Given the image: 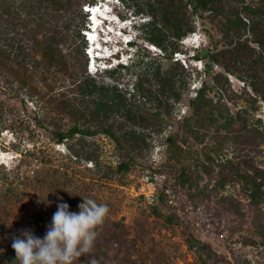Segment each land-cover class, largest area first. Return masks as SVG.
I'll list each match as a JSON object with an SVG mask.
<instances>
[{"label":"trees","instance_id":"trees-1","mask_svg":"<svg viewBox=\"0 0 264 264\" xmlns=\"http://www.w3.org/2000/svg\"><path fill=\"white\" fill-rule=\"evenodd\" d=\"M96 1L0 0V86L22 102L34 99L41 104L35 124L48 132L54 143L64 144L70 155L91 161L106 179L123 176L147 155L153 146L152 135L166 133V157L155 171L172 175L190 197L200 199L205 194L197 177L201 168L210 173L216 165L214 190L238 178L248 197L247 208L264 203V168L256 164L247 149L264 142V126L260 118L256 119L258 124L249 125L242 113L247 110L232 112L226 102L238 96L229 74L248 83L254 93L248 94L253 110L258 109L259 100L264 102V0H121L135 15L148 18L141 24L142 35L161 50L162 56L147 60L150 53L145 51L131 66L120 63L90 73L87 41L82 33L86 21L83 7ZM194 15L214 22L221 37L213 40L212 32L204 28L210 44L198 49L194 57L205 60L208 78H202L191 95L193 72L174 58V52L182 50V38L195 31ZM215 65L221 70L215 71ZM212 90L218 92L216 99L209 95ZM183 99L187 109L177 117L173 110ZM5 106L0 100V132L7 125L21 131V121L5 117ZM171 123L174 128L167 132ZM210 130L214 142L208 146L205 139ZM98 133L113 142L118 157L115 164L102 165L100 147L90 139ZM190 139L197 145L194 169L177 165L188 152ZM226 144H234L233 151L240 156L218 159ZM48 199L46 203H54L53 198ZM79 201L69 200V210L78 212ZM158 201L152 206L157 215V206L165 203L162 192ZM239 203L231 201L236 215L243 218L246 213ZM52 210L47 211L48 217L34 214L37 237H44L52 222ZM9 220L7 215H0V238L11 229ZM164 220L173 223L178 218L169 213ZM256 228L264 241V225ZM137 242L123 220L109 215L93 250L81 255L75 264H156L147 262ZM187 242L188 247H196L201 253V264H218L226 259L211 243L192 233ZM242 242L252 244L255 240L246 235ZM0 259L5 264L14 260V249L2 248ZM236 264L248 262L237 258Z\"/></svg>","mask_w":264,"mask_h":264},{"label":"rangeland","instance_id":"rangeland-1","mask_svg":"<svg viewBox=\"0 0 264 264\" xmlns=\"http://www.w3.org/2000/svg\"><path fill=\"white\" fill-rule=\"evenodd\" d=\"M117 1L119 2V6H117L119 9L115 10L118 11V15L126 20V27L121 30V33H112L110 36L112 45H119L120 48L125 47L122 46L123 34L131 35L130 40L134 43L135 41L138 42L136 45L132 44L131 41L127 42L126 46L128 47L122 56H127L128 61L124 65H133L145 51L150 53L145 58L147 60L162 56L161 50L148 41L142 35V28H139L148 18L145 15H135L132 9L126 7L121 0ZM245 1L250 2L251 0ZM194 18L195 31L184 36L181 40L182 50L174 52V58H179L185 67L193 72L190 84L191 95L195 94L202 78L206 76L204 73L205 60L194 57V53L198 49L210 44V39L204 28L212 32L213 40L221 37V34L216 31L214 22L208 18L202 21L197 15H194ZM196 32L197 37L201 36L200 43L192 41L183 43L185 39H190V34ZM247 36L251 38L250 33H247ZM250 44L256 49H260L256 43L250 41ZM112 57L113 55H108L96 58V61L99 65L105 58H107V62L112 61ZM120 63L122 61L118 64ZM116 66L111 65L104 67V69ZM214 70H221V66L215 65ZM130 75V73L126 75L128 80L131 79ZM206 77L208 78V76ZM229 81L231 87L238 94L233 101L226 100L230 110L233 112L246 109L247 111L242 113L249 125L258 124L256 119L260 118L261 127L264 126V102L259 100L257 102L258 109L253 110L248 94L254 93L248 83L232 74H229ZM128 82L131 83V80ZM12 94L9 89L0 86V100L6 105L5 117L17 119L21 121L23 126V129L19 131L10 129L7 125L0 132V215H7L11 223V229L0 238V250L2 248L10 250L13 237L20 236L23 229H29L35 235L33 223L35 213L40 212L48 217L49 211L52 209L53 213L57 211L59 203H67L69 200H80L79 202L82 203V197H85L94 199L97 203L107 204L109 215L115 219L123 220L129 227L131 236H137V244L141 248V252H144L147 262L201 264V253L197 251L196 247H188L187 238L189 233H192L195 237L211 243L212 247L226 258L218 264H229V262L236 264L237 258L245 259L248 264H264V241H262L256 228L259 227V224L264 225V203H261L257 208L253 207L251 210L247 208L248 197L242 189V182L238 178L227 183L225 187L214 190L215 187L212 185L218 176V167L215 165L210 173H205L201 168L197 182L198 185L205 188L206 195L203 194L200 199L190 197L186 189L176 184L172 175L155 171V166L166 157V133H163L162 135H152L153 146L137 165L132 166L128 172L119 178L106 179L102 176V170H99L91 161L70 155L64 144L54 143L51 135L35 124V115L42 112L41 104L34 99H26L25 102H22ZM209 95L216 99L218 92L212 90L209 91ZM186 109V101L183 99L175 104L173 111L179 117L184 114ZM173 128L174 124L171 123L167 132ZM212 134L213 130H210L205 139L208 146L214 142ZM90 139L95 140L100 147L102 165L116 163L118 157L114 150V144L107 136L98 133ZM189 141V145H186L188 152L177 165L184 164L194 169L195 166L193 165L197 164L194 157V150L197 145L192 139ZM233 147H235L234 144H226L218 159L224 160L240 156L236 155ZM247 149L256 164L264 168V142L255 149L250 147ZM242 151L244 152V150L241 149V154H244ZM155 174L160 175L157 179L158 192H161L162 186L168 183L173 184L180 191H178L180 198L177 205L169 206L166 203H159L157 206L159 215L152 209L153 205L158 204V199L150 203L140 193L147 178H153ZM48 198H53L54 203H46ZM186 199L200 203L205 209L209 217V228L204 235L196 234L193 231L190 217L184 212ZM231 201H239L240 209L242 212L244 210L246 216L243 218L237 216ZM169 213L176 214L177 222L167 223L164 220V216ZM254 215L257 216L253 218ZM246 235L252 236L255 243H243L242 236ZM0 264L5 263L0 259ZM6 264H17V262L14 259Z\"/></svg>","mask_w":264,"mask_h":264},{"label":"clouds","instance_id":"clouds-1","mask_svg":"<svg viewBox=\"0 0 264 264\" xmlns=\"http://www.w3.org/2000/svg\"><path fill=\"white\" fill-rule=\"evenodd\" d=\"M104 2L108 15L95 30L96 42L98 46L108 50L110 56L120 57L126 51L128 47L126 44L131 41V35L123 34L122 46L125 47L112 45L110 36L113 32L118 34L116 31L121 33L126 27V20L115 10L119 9L117 0ZM191 36L194 42H201L199 41L201 36L197 37V32L190 34ZM136 43L138 42L135 41L134 45ZM78 208V212H72L67 203H59L43 238L37 237L29 229H23L20 236H14L12 248L17 264H75L81 255L90 253L99 235V229L109 216V207L105 203H97L94 199L82 197V203ZM10 226L11 224L8 225Z\"/></svg>","mask_w":264,"mask_h":264},{"label":"built area","instance_id":"built-area-1","mask_svg":"<svg viewBox=\"0 0 264 264\" xmlns=\"http://www.w3.org/2000/svg\"><path fill=\"white\" fill-rule=\"evenodd\" d=\"M126 57L127 56L122 55L120 57H112V61L107 62L106 60H103L99 65L95 58L88 57L87 68L90 73H94L98 70V66L100 67L99 70H101L107 66L118 65L120 61H122L123 64H127L128 60ZM158 177H160V175L155 174L153 178H147L146 184L141 187L140 193L150 203H153L158 199ZM161 192L165 197V203L167 205H177L180 194L173 184H165L162 186ZM184 212L190 217L193 231L196 234L204 235L208 231L209 217L200 203L194 202L192 199H186L184 201Z\"/></svg>","mask_w":264,"mask_h":264}]
</instances>
